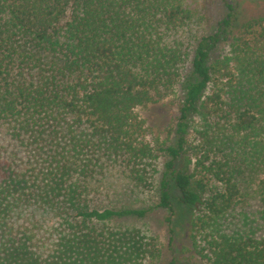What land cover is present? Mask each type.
<instances>
[{"label": "trees", "instance_id": "trees-1", "mask_svg": "<svg viewBox=\"0 0 264 264\" xmlns=\"http://www.w3.org/2000/svg\"><path fill=\"white\" fill-rule=\"evenodd\" d=\"M215 4L198 34L185 0H0V264H264V0ZM177 90L151 143L135 109ZM110 172L152 203L99 205ZM152 209L169 259L118 223Z\"/></svg>", "mask_w": 264, "mask_h": 264}, {"label": "rangeland", "instance_id": "rangeland-1", "mask_svg": "<svg viewBox=\"0 0 264 264\" xmlns=\"http://www.w3.org/2000/svg\"><path fill=\"white\" fill-rule=\"evenodd\" d=\"M185 3L194 11V32L198 34L211 32L214 28L212 19L216 18L220 12L216 9L215 0H185ZM180 96L181 91L177 90L175 94H171L157 103L142 105L135 109L138 118L143 121L147 140L151 143H155L156 141L158 143L172 141V129ZM116 174L110 172L100 181L101 184L97 188L99 193L96 195L99 205L146 207L152 203L150 201L152 198L149 199L140 195L138 197V194L133 193V191L129 189L125 190L126 187H121V177ZM243 208L250 217H259L258 210H260V206L256 197H248ZM166 214V211L162 209H152L143 219L122 220V222L118 223L141 225L152 231L159 238L163 257L169 259L167 229L164 223ZM50 223L51 220L47 221V224ZM179 256L178 264L183 260L196 261V258L189 255L187 251L179 254Z\"/></svg>", "mask_w": 264, "mask_h": 264}]
</instances>
